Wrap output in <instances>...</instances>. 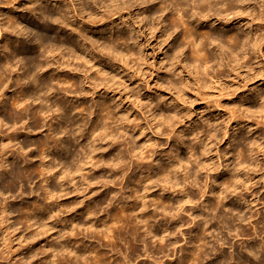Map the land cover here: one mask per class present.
Segmentation results:
<instances>
[{"label":"clouds","instance_id":"clouds-1","mask_svg":"<svg viewBox=\"0 0 264 264\" xmlns=\"http://www.w3.org/2000/svg\"><path fill=\"white\" fill-rule=\"evenodd\" d=\"M262 48L264 0H0V261L264 264Z\"/></svg>","mask_w":264,"mask_h":264},{"label":"rangeland","instance_id":"rangeland-1","mask_svg":"<svg viewBox=\"0 0 264 264\" xmlns=\"http://www.w3.org/2000/svg\"><path fill=\"white\" fill-rule=\"evenodd\" d=\"M153 43H155V41H154ZM261 50L264 51V48H262ZM149 51H151V49H149ZM68 75H71V74L68 73ZM72 75H75V74H72ZM101 91H103V89H102ZM106 95L109 96L110 98H118V97H119V93H106ZM109 102H111V101L109 100ZM225 102L227 103V102H229V101H225ZM125 107H127V105H125ZM200 107H205V105H203V104H201V105H197V108H200ZM225 115H226V113H225ZM234 123H235V122H234ZM90 191H96V189H91ZM103 196H104V194L102 193L101 196H99V197H93L92 199H93V200H99V199H101V197H103ZM105 198H106V197H105ZM80 199H83V197H80V196H73V197H69V198H68L67 200H65V201H62V203H64V204H71V203L76 202V201H78V200H80ZM13 203H16V202H13ZM88 203H91V201H87V202H86V204H88ZM29 206H30V205H29ZM77 211H78V212H84L85 210H84V209H78ZM85 214H86V213H85ZM72 215H75V213H73ZM30 234H31V233H30ZM18 235H19V234H18ZM0 236H2V233H0ZM43 243H44L43 240H41V241H37L36 243H34V244H32V245H29V246H27L26 248L21 249L20 252L15 253L13 258H15V256H20V255H23V254H25V253L31 255V254L34 253L35 251H38V250L40 249L41 244H43ZM101 251H103V253L105 252L103 249H102ZM101 251H100V253H101ZM100 253H98V255H99ZM103 255H105V254H103ZM110 262H111V260H110ZM113 263H114V262H113ZM141 263H142V264H147V262H145V261H141L140 264H141ZM0 264H3V262L0 261ZM34 264H40V261H36V262H34ZM166 264H172V262H171V261H166Z\"/></svg>","mask_w":264,"mask_h":264},{"label":"bare ground","instance_id":"bare-ground-1","mask_svg":"<svg viewBox=\"0 0 264 264\" xmlns=\"http://www.w3.org/2000/svg\"><path fill=\"white\" fill-rule=\"evenodd\" d=\"M158 7V6H157ZM3 11H6V12H10L11 10L10 9H4ZM12 15H20L19 13H12ZM169 22H171V18H169ZM69 74H71V75H68V76H72V73H69ZM97 119L99 118V117H96ZM105 198V197H104ZM106 199V198H105ZM100 200V199H99ZM112 215H113V217H117V216H119L120 217V220H121V223L123 224L124 223V220H123V215H122V213H120L119 212V210H115V211H113L112 212ZM109 223H112V221H109ZM129 231H131V229H129ZM129 238H131V237H129ZM105 251V250H104ZM103 254H105V252L103 253V251H101V253L99 254L101 257H103V256H105V255H103ZM190 259H191V257H190ZM98 264H99V262H98ZM109 264H114L113 263V261H109ZM142 264V263H141Z\"/></svg>","mask_w":264,"mask_h":264}]
</instances>
